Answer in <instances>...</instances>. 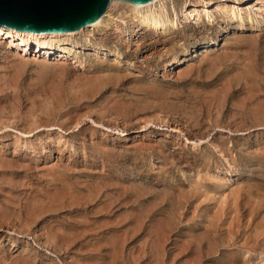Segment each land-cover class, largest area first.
Returning a JSON list of instances; mask_svg holds the SVG:
<instances>
[{"label": "rangeland", "instance_id": "1", "mask_svg": "<svg viewBox=\"0 0 264 264\" xmlns=\"http://www.w3.org/2000/svg\"><path fill=\"white\" fill-rule=\"evenodd\" d=\"M128 2L0 36V264H264V0Z\"/></svg>", "mask_w": 264, "mask_h": 264}, {"label": "water", "instance_id": "2", "mask_svg": "<svg viewBox=\"0 0 264 264\" xmlns=\"http://www.w3.org/2000/svg\"><path fill=\"white\" fill-rule=\"evenodd\" d=\"M111 0H0V24L33 32H67L96 21ZM142 4L151 0H125Z\"/></svg>", "mask_w": 264, "mask_h": 264}, {"label": "bare ground", "instance_id": "3", "mask_svg": "<svg viewBox=\"0 0 264 264\" xmlns=\"http://www.w3.org/2000/svg\"><path fill=\"white\" fill-rule=\"evenodd\" d=\"M162 1L163 0H151L149 2L142 4H135L132 2H128V4L131 5L132 10H134L135 12L140 14L141 13L146 14V18L142 22L146 24L148 28L165 32L168 26L170 25L174 26L176 24L175 21L169 17L162 18L161 14L159 16H155L154 13L148 14L150 11H152L154 5H156L157 3H161ZM114 3L115 2H113V4ZM232 10L234 11V9ZM106 11L107 8L105 12L101 15V17H99L96 21L90 24H86L74 31L33 32V31L18 30L15 29L14 27H9L0 24V36H3L5 39H11V45L18 44L19 47L21 46L22 48H24V51H31L32 47L34 46L37 48V51L43 54L44 56L58 55L60 58L74 59L77 58V55L73 54L71 50H67L74 45V43L69 42V39L79 34H82L90 29L104 28V26L107 25L106 17L109 16L110 9L107 12ZM62 45L66 46V48H63ZM177 63H179V60H177Z\"/></svg>", "mask_w": 264, "mask_h": 264}]
</instances>
